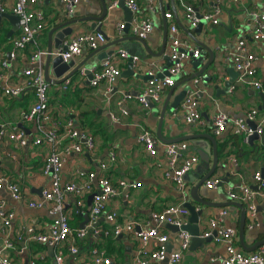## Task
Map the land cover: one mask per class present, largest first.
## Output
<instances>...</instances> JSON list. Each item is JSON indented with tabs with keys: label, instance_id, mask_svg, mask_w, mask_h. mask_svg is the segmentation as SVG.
Listing matches in <instances>:
<instances>
[{
	"label": "crops",
	"instance_id": "crops-1",
	"mask_svg": "<svg viewBox=\"0 0 264 264\" xmlns=\"http://www.w3.org/2000/svg\"><path fill=\"white\" fill-rule=\"evenodd\" d=\"M101 1H104L108 8L104 19L101 21L86 19L101 13ZM137 1L141 8L139 18L150 19L154 26L151 33L145 38L146 44L152 52H158L161 48L165 20L167 39L164 55H167L170 20H166L163 14L171 11L181 38L189 39L193 43L194 41L185 32V29L192 32L195 38L213 50L214 59L204 69L203 75L189 80V76L201 66L194 69L188 60L182 71L176 76L174 86H171L173 87L172 91H170L171 87L165 86L160 93L158 102L152 103V106L143 107L136 96L147 85V71L154 69L155 72L157 71V75L166 65V59L162 56L145 57L141 45L131 39L117 42L105 48L107 56L102 59L98 58V54L89 57L92 50L83 46L82 52L70 59L75 64L85 61L81 70L69 79L70 83L66 85V88H64L65 82L62 84L49 83L48 104L54 119L58 118L62 122L71 119L76 128L92 135L96 149L91 153L83 149L80 153L66 155L61 171L62 181L77 180L78 171H93L97 176L108 177L116 188L121 189L118 183L120 180L137 183L135 187L122 188L120 194L111 199L107 205V210H115L118 221L123 223L135 221L143 224L150 219L152 213L161 212L168 205L183 204L190 200L189 189L197 181V176L201 177L207 172L203 162L206 161L211 166L212 154L208 155L198 146L200 141V144L208 149L205 142L200 140L201 138L184 139L189 143L186 154L193 153L198 156V163L188 172L183 190H179L174 182L164 176L163 143L165 142L159 139L157 130L162 105L164 101H167L168 106L160 126V133L164 138L171 139L193 134H210L215 138L217 162L213 173L207 178L219 177L226 178V180L222 181L217 188L210 189L204 186L206 178L198 189L200 197L215 203L234 201L228 197V190H235L242 183L250 185L256 191L254 199L257 212L254 217L250 216L246 205L242 204L246 212L244 241L247 246H252L256 241L264 239V189L258 190L254 188L255 184H253V174L255 172L264 173V136L261 135L249 143L244 138L242 139L241 135L232 134L230 132L231 125L222 134L216 136L212 129V118L217 112H223L232 119L241 118L245 117L251 109H256L257 119H264V94L248 84L239 82V72L233 64L237 43L244 40L246 50L257 56L254 62L255 77L259 80L264 79V42L251 39L252 25L248 15L249 10L262 11L264 0H241L240 3L232 0H185L194 7L198 14L211 11L215 7L220 9L218 24L203 22L199 31L196 32H194L195 27H189L185 21L178 0H173L176 15L170 7L171 0H162L163 14H161L158 0ZM110 2L111 0H78L71 17L85 19L72 25L73 31L63 43L65 44L78 32L95 30L92 27L93 22H95V26L100 24L101 32L110 41L121 37L135 36L129 26H125L120 33L117 32V23H125L126 14L118 5L113 8L109 7ZM12 3V0H7L2 13L13 14ZM153 3L154 11L149 8V5ZM30 8L38 9L43 13V27L35 38L36 43L28 42L22 49L15 50V58L10 61L8 67H3L2 61L8 59L9 53L14 50L13 41L20 31V26L19 23L10 22L5 17L0 19V114L9 124L23 128L27 136L30 137L29 143L23 147H16L14 143L6 139L0 140V173L9 176L20 186L24 199H13L3 188H0V197L5 201V208L11 209L15 213L8 230V236L14 243V247L9 253L12 264H28L31 261H34L35 264H53V254L51 255L49 252V246L29 241L25 237L20 238V231L23 227L31 225L35 232H44L55 216L49 212L46 205L35 208L27 204L28 201L40 199L41 191L49 184V178L40 173L42 159L49 148L43 144L34 145L31 142L35 135V127L33 123L22 121L20 118L21 111L27 110L35 101L34 91L31 88H25L19 96L11 97L4 95L2 90L5 87L18 86L23 83V70L29 66V57L32 52L36 48L47 50L49 30L68 15H66L65 6L60 0H42ZM132 46H136L138 54V60L133 67L137 76L120 77L112 83L110 91L107 90L105 81H101L98 86H91L90 82H87L86 73L85 75L83 73L84 69L99 70L107 57L112 55L111 58L115 59L118 57L119 49L123 48L129 52V48ZM56 49L58 48H53L51 51ZM202 52L204 54L203 62H205L209 54L205 49H202ZM40 60L44 62L45 56H42ZM117 66L120 69V74L126 71L128 58H118ZM195 79H199V83L195 84ZM188 86H197L200 91L199 110L202 122L195 125L185 123L180 111V103L184 97L183 90ZM171 104L174 107H170ZM106 110H108L107 114H105ZM123 110L126 111V114L122 113ZM142 131H148L156 140L155 157L151 156L143 144L137 140ZM59 135L62 144H66L68 139L63 136V128H60ZM220 145L224 146L222 151L219 150ZM111 151L115 153V160L109 162L106 169H101L100 162L108 160ZM9 152L15 154V159L7 155ZM234 157L237 159V165L232 171L231 158ZM158 159L162 160V166H156L153 163ZM92 193L85 191L81 195H67L66 211L70 213L72 228L87 227L90 223L88 210ZM78 203L81 204V209L77 208ZM196 207L203 208L199 219L200 233H204L207 229L209 218L216 217L219 210L226 208L228 215L222 220V224L236 229L237 248L243 252H252L264 245L263 243L251 251L240 246L238 241L240 209L237 206L196 204ZM113 224L112 221L104 217H99L92 223L99 229L111 228ZM249 225L252 227L249 228ZM135 230L137 231V225ZM161 230L169 237L166 243L167 251L176 249L178 232H173L166 224L161 226ZM92 233L93 231L90 230L83 238H75V242L72 240V243L79 247L80 263L91 264V250L101 247L112 259V264H132L138 248V240L133 233L122 232L117 237H105L102 235L103 232H99L100 234L96 236ZM70 240L63 243V264H73L68 249ZM189 246V249L183 252L179 264H217V258L225 252L224 245L213 239L198 243L190 242ZM157 247L158 243L155 240H151L147 244L148 250H155Z\"/></svg>",
	"mask_w": 264,
	"mask_h": 264
},
{
	"label": "built area",
	"instance_id": "built-area-1",
	"mask_svg": "<svg viewBox=\"0 0 264 264\" xmlns=\"http://www.w3.org/2000/svg\"><path fill=\"white\" fill-rule=\"evenodd\" d=\"M42 0H12L11 11L17 16L20 31L14 38V50L9 53V58L2 61L3 67L10 66V61L15 58V50L22 49L28 42L36 43L35 38L41 31L44 23L43 13L38 9H31L30 6L40 3ZM65 6L66 15L73 14V8L78 0H60ZM120 1L128 7L133 14L129 27L131 32L142 39H145L153 29V23L148 18H139L140 5L137 0H111V8L118 5ZM153 0H149L152 2ZM233 2H241V0H232ZM7 0H0V12L4 11ZM178 4L183 12V17L189 27H196L200 21L210 24H218V15L220 9L215 7L211 11H205L201 14L185 0H178ZM151 10H155L154 3L149 5ZM164 18L170 20L168 35L167 56L172 61L166 70L167 74L158 77L154 69L147 71L148 82L146 87L136 98L143 107H148L150 103L160 100V93L165 86L171 87L175 83L176 76L182 71L185 63L191 58H197L201 54V50L197 45L182 39L179 28L173 20L171 11L164 12ZM250 24L252 25L251 39L264 42V9L262 11H248ZM126 26V22L117 23V32ZM106 41L102 32L92 30L78 32L65 43L66 49H56L50 52L51 56H60L63 61H68L74 56L82 52L83 46L91 50L98 48ZM47 54L46 50L36 48L29 57V66L23 70V83L18 86H8L2 90L6 96L17 97L25 88H31L34 91L35 101L27 109L20 113L22 121L31 122L35 127V135L31 142L34 145L43 144L48 146L49 151L42 159L40 173L49 178V184L41 191V198L38 200L28 201V206L40 208L47 206L49 212L54 214V218L44 232H35L31 225H27L20 231V238L25 237L29 241L38 242L54 248L53 264H63V243L69 239V253H71L73 264L80 263L78 257L79 247L72 243L75 238H83L88 231H93L95 236L103 232L105 237H117L122 232L133 233L138 240V248L134 254L132 264H162L167 259V264H179L183 252L189 249L191 235L188 231H178L177 247L172 251H167L166 243L168 242V234L161 230L163 224H173L178 227L186 224L188 209L183 204H171L164 208L161 212L152 213L148 221L139 224L135 221L126 223L119 222L117 212L115 210H107V205L114 197L120 194L122 188L135 187L137 183H127L120 180V188H116L108 177L97 176L93 171H78L77 180L62 181V167L64 157L73 153H80L85 149L88 153L94 152L96 149L95 140L88 132L78 129L74 126L71 119L62 122L60 119H54L48 104V88L49 83L44 79L43 66L41 57ZM118 57L112 59V55L107 57L101 64L99 70L84 69V75L88 71L91 74L89 80L91 86H98L101 81L107 83V90H111L112 83L120 75V69L117 66V59H125L129 57L126 49H119ZM257 56L246 50L244 40L237 43L236 51L233 55V64L239 72L238 81L248 84L254 89L264 94V79L259 80L255 77L256 67L254 62ZM138 60V55L132 56V66ZM134 69V68H133ZM69 79L65 81L64 88L69 84ZM199 83V79H195V84ZM199 94L197 86H188L184 97L180 103V111L183 120L187 124H199L202 122L199 110ZM126 114V111H122ZM257 110L251 109L245 117L230 118L223 112H217L212 118V129L216 136H219L230 127L232 134L243 136L244 140L252 133L259 136L264 135V119H257ZM60 128H63V136L68 139L66 144H62L59 135ZM8 140L16 147L26 146L30 137L27 136L25 130L17 125H11L0 114V140ZM137 140L143 144L148 153L156 156V140L148 131H142L138 135ZM164 145V176L174 182L179 190L185 187V175L195 167L199 158L193 153H188L189 143L186 140L163 143ZM9 157L15 159V154L7 153ZM115 160V153L109 152V159L100 162L101 169H106L109 162ZM156 166H162V160L153 161ZM237 165V159L231 158V169ZM222 179L219 177H210L204 181L207 188H217ZM253 184L256 189H264V177L261 172L253 174ZM0 188L5 189L15 200H23L24 196L20 186L14 182L9 176L0 173ZM93 192L92 200L88 210L89 224L83 228H72L70 225V213L66 211V202L68 194H82V192ZM228 197L231 200L246 205V210L251 217H254L257 208L254 199L256 191L246 184L238 185L235 190H228ZM78 203V209L80 208ZM228 215V210L222 208L218 211L216 217L209 218L207 229L204 233H200V237H206L212 232V239L217 243H222L225 248L224 254L217 258V264H264V245H261L252 252H243L236 246L237 231L233 227H226L222 224V220ZM15 213L11 209L5 208V201L0 197V264H12L10 258V250L14 247L13 241L9 238L8 230L11 226ZM99 217L112 221L114 224L111 228L99 229L92 223ZM137 225V231L135 227ZM252 226L249 225V228ZM155 240L158 247L155 250H148L147 244ZM91 264H112V259L108 257L104 250L93 248L91 250ZM28 264H35L34 261Z\"/></svg>",
	"mask_w": 264,
	"mask_h": 264
},
{
	"label": "water",
	"instance_id": "water-1",
	"mask_svg": "<svg viewBox=\"0 0 264 264\" xmlns=\"http://www.w3.org/2000/svg\"><path fill=\"white\" fill-rule=\"evenodd\" d=\"M101 4H102L101 13L97 16H89L86 19H90L93 21L103 20L104 17L106 16V14L108 13V8H107V5L104 1H101ZM158 5H159V8L161 10V14H163L164 8L162 7V0H158ZM118 6L121 7L126 14V26L128 27L129 22L131 21L132 13L128 9V7L123 3V1H120L118 3ZM170 7H171L173 13L176 15L177 12H176L173 0H171ZM2 17L7 18L10 22H13L16 24L19 23L16 15H13L10 13L0 12V19ZM66 17H68V18H66ZM66 17H63L61 19V21L56 26H53L48 32V43H47V48H46L47 54L45 55L44 62H42V66H43L44 79L48 83H51V84H62L67 79H70L73 76L77 75L85 63V61H82L78 64H75V62L73 60L63 61L60 56L52 57L50 54V52L53 48H58L61 50L66 49V45L63 42H64L65 38L72 33V31H73L72 25L85 19V18H74V17H71V15H68ZM176 19H177V17H176ZM202 24H203V21H200L199 24L194 28V32L199 31ZM95 25H96L95 22H93L92 27L95 28L96 31L101 32L102 30L100 28V24H98L97 26H95ZM163 26H164V30H163V37H162V45H161V48L158 52H152L148 48L145 39H142L138 36L121 37V38H118L117 40H114V41H110L109 38L107 36H105V39L107 42L105 44H103L102 46L92 50L91 55L89 57H91L95 54H98L99 59L105 58L107 56V53L104 51L105 48H107L110 45L115 44L117 42H121L124 40L131 39V40L136 41L139 45H141L143 51L145 52V57H149V56L161 57L162 56L163 58L166 59L167 63L164 66L163 70L157 74V76L162 77L163 75L167 74L166 68L172 64V61L169 59V57L167 55H164V50H165V46H166V39H167L166 38L167 34H166V21L165 20H164ZM185 32L189 35V37L196 43L197 47H199L201 50L200 56H198L197 58H191L190 59V62H191L194 69H197L199 66H201V67L195 73H192L191 76H189V78H188V80H189V79H194L198 76L203 75L204 69L206 67H208L209 64L213 61L214 54H213V50L210 49L206 44H204L203 42H201L200 40L195 38V36L192 34V32L188 31L187 29H185ZM202 49H205V51L209 54V57L207 58V60L205 62H203L204 54L202 52ZM136 51H137L136 46H132L129 48L128 68L126 71H123L116 78V80H118L120 77L132 76V75L137 76L138 75L134 72L133 66H132V56L138 55L136 53ZM86 76H87V82H89V80L91 79V74L88 71L86 72ZM172 89H173V87H171L170 91H172ZM186 89L187 88H185L183 90L184 94H185ZM150 106H152V103H150ZM167 106H168V102L164 101V103L162 105V109L160 111V122H159L158 130H157V135H158L159 139L165 143H170V142H175V141H181L184 139H192V138L200 139L201 138L200 140L205 142L208 149H206L203 145H201L200 141L198 142V144H199L198 146L203 151H206V153L208 155L212 154V164H211V166H209L208 162H206V161L203 162L207 168V172L205 174H203V176H201V177L197 176V181L189 189V194H190L191 199L188 201H185L183 203V206H185L188 209V216L186 217V224L178 227L176 225L166 223V226L168 228H170L173 232H178L180 230L188 231L191 235V238H190L191 243L192 242L198 243V242L210 241V240H212L214 232H212V234H210L206 237H200L199 236L200 235V228H199V221L200 220L199 219L203 213V208L202 207L197 208L196 204H201L203 206L235 205L240 209V220H239V227H238V241L240 243V246L243 249L249 250V251L256 249V247H258L259 245L264 243V239L256 241L252 246H247L245 244V241H244L245 229L244 228H245L246 212H245L244 206L241 203H238L235 201L215 203V202L208 201V200L201 198L199 193H198V189L202 185L203 181L213 173V170H214L216 162H217V150H216L215 138L213 136H211L210 134H193V135H187V136H182V137H178V138H171V139L164 138L160 133V126L162 123L163 116L166 112ZM170 107H174V105L171 104ZM107 113H108V110L105 111V114H107ZM258 137H260V136L254 132L247 137V142L251 143L253 140L257 139ZM204 138H206V140H204ZM209 142H210V144H209ZM201 163H202V161H201ZM187 175L188 174L185 175V178ZM262 175L264 177V173H262ZM225 180H226V178H223L219 182V184H221L222 181H225ZM254 188H256V186H254ZM48 249L52 255L54 248L49 246ZM162 264H167V259H165Z\"/></svg>",
	"mask_w": 264,
	"mask_h": 264
},
{
	"label": "trees",
	"instance_id": "trees-1",
	"mask_svg": "<svg viewBox=\"0 0 264 264\" xmlns=\"http://www.w3.org/2000/svg\"><path fill=\"white\" fill-rule=\"evenodd\" d=\"M235 135H237V134H235ZM262 136H264V135H262ZM241 138L243 139V136H241ZM223 148H224V146H222V145L219 146L220 151H222Z\"/></svg>",
	"mask_w": 264,
	"mask_h": 264
}]
</instances>
